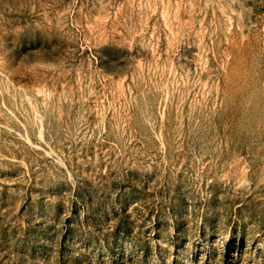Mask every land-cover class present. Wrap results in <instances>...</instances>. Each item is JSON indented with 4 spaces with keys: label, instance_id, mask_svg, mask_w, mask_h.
<instances>
[{
    "label": "rangeland",
    "instance_id": "rangeland-1",
    "mask_svg": "<svg viewBox=\"0 0 264 264\" xmlns=\"http://www.w3.org/2000/svg\"><path fill=\"white\" fill-rule=\"evenodd\" d=\"M0 264H264V0H0Z\"/></svg>",
    "mask_w": 264,
    "mask_h": 264
}]
</instances>
